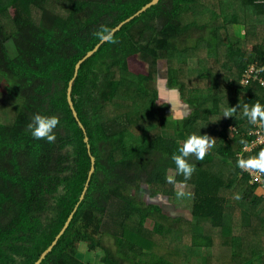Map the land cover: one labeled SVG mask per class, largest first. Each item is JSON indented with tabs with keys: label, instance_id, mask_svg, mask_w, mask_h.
<instances>
[{
	"label": "trees",
	"instance_id": "trees-1",
	"mask_svg": "<svg viewBox=\"0 0 264 264\" xmlns=\"http://www.w3.org/2000/svg\"><path fill=\"white\" fill-rule=\"evenodd\" d=\"M149 1L61 0L56 7L0 0V84L11 105L20 104L11 123L0 116V264H34L78 202L40 264H176L156 251L162 245L189 251L194 264H264V173L251 183L250 170L237 166L264 149L245 148L258 126L243 115L245 104H264V88L248 70L264 66V0H217L218 12L208 0H159L81 63L71 98L95 170L79 201L91 162L67 102L68 81L100 42L102 25L113 29ZM231 25L243 36L232 35ZM190 52L207 65L190 68ZM165 63L168 86L178 87L190 108L176 118L184 140L159 125L169 104L159 103L152 81ZM188 71L207 76L206 88L186 86ZM231 107L237 111L224 117ZM37 113L59 118L55 142L32 138L28 124ZM192 133L210 136L214 146L203 160L189 158L190 216H170L151 199L171 197L166 177L171 170L182 175L172 156ZM182 235L189 243L174 240ZM81 244L100 251L99 259L80 260Z\"/></svg>",
	"mask_w": 264,
	"mask_h": 264
},
{
	"label": "rangeland",
	"instance_id": "rangeland-1",
	"mask_svg": "<svg viewBox=\"0 0 264 264\" xmlns=\"http://www.w3.org/2000/svg\"><path fill=\"white\" fill-rule=\"evenodd\" d=\"M60 1L61 0H49V5L51 6L55 4L56 7H59ZM216 2L217 0H208V5L212 10L218 12L219 6L216 4ZM31 15L32 17H37L38 14L37 12L31 11ZM216 22L222 23V20L221 21L217 20ZM228 29L230 30L232 35H235L237 37L243 36L244 34V30L239 25L238 26L231 25ZM187 57L189 58L188 65L190 66V68H197L200 66L207 65L204 61H201V62L199 61L196 53L190 52V54ZM166 67H167L166 63L163 64L160 70L158 71L159 74L155 75V78L152 81L153 87L158 89L159 91V100H160L159 103L161 105H163L164 103L169 104V106L167 105V107H165L159 114L160 115L159 125H160V129L162 132L168 133L173 138L184 140L183 134L179 133V131L177 130L176 118H178L177 120L181 122L182 118L190 113V110H189L190 108L188 109L184 106L183 99H182L183 94L181 90L178 87L168 86L167 80L165 78L166 77V71H165ZM188 74L189 75L186 76V74L184 73L185 75L184 82L186 83V86L197 85L201 89L206 88L207 83L205 81H207V76L201 78L198 76L196 72H189V71H188ZM245 79L247 78H244V80ZM187 80H190V81H187ZM245 82L246 81H243V83ZM14 101H15V104L12 106L11 105L12 101H10V99L3 93L2 87L0 84V116L8 114L9 117L4 116L5 119L7 120L10 119V122L5 121L7 123H11L13 121L12 120L13 115L16 114V112L20 108V104L18 103L19 101L17 102V100L15 99ZM174 106H176L177 108H175ZM105 112L110 113V109L109 108L105 109ZM0 121L3 122V120H0ZM233 162L234 161L231 160L229 161V163L228 162L227 163L229 165H232ZM168 175L177 177L175 178L176 183L170 184V188L168 190L171 193V197L167 199L164 197L165 195L164 193H160V195L158 194L159 196L152 197L151 200L155 203L160 204L163 207V210L170 216L179 215L182 217H189L190 211H191V201L193 198V191H192L193 184L190 180L185 181L183 175L175 176V172L172 170L169 172ZM143 190L146 193L149 192L147 189H143ZM178 191H183L185 193V196L182 198H177ZM219 238H221L220 235L216 237V240ZM174 240L175 241L177 240L176 242L178 243L185 242V244L189 243L190 241L189 238H187L186 236L183 237V235L179 236L178 238L177 237L174 238ZM224 240H229L226 244L230 243V238H224ZM217 242L222 244V239H219V241L217 240ZM163 246L164 248H162ZM156 251L164 254L165 257L175 262L176 264H194L196 261V257L192 258V256L189 254V251L184 252V253L181 252L182 253L181 254L180 252L169 249L165 245L158 246L156 248ZM94 254L90 253L84 244H81L78 248L76 256L80 260L87 261L86 257L87 255L88 256L90 255V261H97L100 256V251Z\"/></svg>",
	"mask_w": 264,
	"mask_h": 264
},
{
	"label": "clouds",
	"instance_id": "clouds-1",
	"mask_svg": "<svg viewBox=\"0 0 264 264\" xmlns=\"http://www.w3.org/2000/svg\"><path fill=\"white\" fill-rule=\"evenodd\" d=\"M114 29L102 25L100 30L95 33L101 42H112L114 43ZM264 71V68L259 69ZM264 83V82H262ZM239 107V105H238ZM237 111V108L231 107L226 110L224 117H232L233 113ZM243 115L248 119L249 123L257 124V122L264 123V104L256 103L249 107L245 104L243 106ZM59 124V118L57 116L42 115L40 113L35 114L32 117L31 122L28 124V129L31 132V136L35 140H46L48 143H53L56 140V134L54 129ZM244 143V141H242ZM214 146V140L208 135H201L192 133L183 142L181 147H178L177 153L172 156L177 174H182L185 181L191 178L195 166L190 162V156H195L196 160H203L208 151ZM237 166L242 170H256L259 173H264V149H261L259 153L248 159H239ZM167 183L175 184L174 176L166 177ZM185 196L183 191L177 192V198ZM236 199H240L237 195Z\"/></svg>",
	"mask_w": 264,
	"mask_h": 264
},
{
	"label": "water",
	"instance_id": "water-1",
	"mask_svg": "<svg viewBox=\"0 0 264 264\" xmlns=\"http://www.w3.org/2000/svg\"><path fill=\"white\" fill-rule=\"evenodd\" d=\"M159 0H150L149 2H147L145 5H143L139 10H137L134 14L130 15L129 17H127L126 19H124L123 21H121L120 23H118L113 29L115 31L119 30L120 27L125 24L126 22L130 21L131 19H133L135 16L139 15L141 12L145 11L147 8L157 4ZM114 31V32H115ZM102 42L100 41L98 44H96L93 49L89 50L82 58H80L75 66H74V72H73V76L70 78V80L68 81V86H67V91H66V98H67V102H68V105L72 111V114L74 115V117L76 118L77 122H78V125L79 127L83 130L84 132V141L87 145V149H88V152H89V155H90V162H91V165H90V169H89V173H88V177H87V181L84 185V188H83V191L79 197V201H81L83 198H84V195H85V192L87 190V187H88V183H89V180L95 170V157L90 153V145H89V138L86 134V131H85V128L82 124V122L79 120L78 116H77V111L75 110L74 108V105H73V101H72V98H71V91H72V85H73V81L75 79V77L77 76V73H78V70H79V67L81 65V63L83 61H85L87 58H89L90 56L93 55L94 52L97 51L99 45L101 44ZM79 203V202H78ZM78 203L77 205L75 206L73 212L67 217L64 225L62 226V228L60 229L59 233L55 236V238L53 239V241L51 242V244L40 254V256L38 257V259L34 262V264H40L41 261L46 257V255L52 250L53 246L56 244V242L58 241V239L60 238V236L64 233V231L66 230V228L68 227L72 217H73V213L74 211L76 210L77 206H78Z\"/></svg>",
	"mask_w": 264,
	"mask_h": 264
},
{
	"label": "built area",
	"instance_id": "built-area-1",
	"mask_svg": "<svg viewBox=\"0 0 264 264\" xmlns=\"http://www.w3.org/2000/svg\"><path fill=\"white\" fill-rule=\"evenodd\" d=\"M254 65H251L249 66V69L248 70H255L254 74H253V78L254 79H257L260 84L263 86L264 88V71H259V69L261 68H264V66L260 67V68H257L255 69V67H253ZM251 76V74H249ZM249 75L246 73L244 78H247L249 77ZM247 79L243 80V81H246L247 82ZM245 82V83H246ZM257 125L258 127L254 130V134L256 135L255 139L253 140V142L250 144V146H247L245 148L247 149H250L253 145H256V144H263L264 145V123H261V122H257ZM250 170V177H252L251 179V183L252 181H259L261 180L262 178V173H259L258 171L256 170H252V169H249ZM263 179V178H262ZM264 180V179H263Z\"/></svg>",
	"mask_w": 264,
	"mask_h": 264
}]
</instances>
